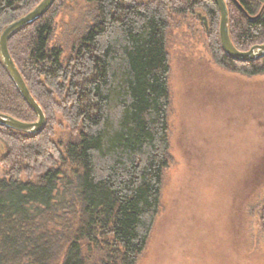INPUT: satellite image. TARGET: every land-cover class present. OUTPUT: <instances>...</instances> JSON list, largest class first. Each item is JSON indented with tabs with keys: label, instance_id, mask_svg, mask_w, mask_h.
<instances>
[{
	"label": "trees",
	"instance_id": "trees-1",
	"mask_svg": "<svg viewBox=\"0 0 264 264\" xmlns=\"http://www.w3.org/2000/svg\"><path fill=\"white\" fill-rule=\"evenodd\" d=\"M42 0H0V35ZM91 28L66 59L50 46L54 3L8 40L10 57L45 124L35 135L0 126V264H135L158 213L168 165V11L200 8L219 66L245 76L264 73V58L231 60L219 40L211 0H88ZM228 34L242 52L264 45V0H224ZM258 4L263 7L259 10ZM55 112L73 139L53 143ZM0 114L35 123L0 57ZM62 117V118H63ZM36 175L21 182L20 175ZM62 211L61 229L43 231L45 212ZM58 223V218L51 221ZM59 224V223H58ZM264 228V225H263Z\"/></svg>",
	"mask_w": 264,
	"mask_h": 264
},
{
	"label": "rangeland",
	"instance_id": "rangeland-1",
	"mask_svg": "<svg viewBox=\"0 0 264 264\" xmlns=\"http://www.w3.org/2000/svg\"><path fill=\"white\" fill-rule=\"evenodd\" d=\"M152 1L164 0H136ZM55 3L50 46L66 59L94 24L96 9L88 0ZM198 14L205 17L200 8L168 11V165L158 213L135 264H264V73L245 76L219 66L209 25L205 30ZM55 114L51 139L63 153L73 132ZM18 180L36 182V175ZM42 217L49 232L68 220L62 211Z\"/></svg>",
	"mask_w": 264,
	"mask_h": 264
},
{
	"label": "water",
	"instance_id": "water-1",
	"mask_svg": "<svg viewBox=\"0 0 264 264\" xmlns=\"http://www.w3.org/2000/svg\"><path fill=\"white\" fill-rule=\"evenodd\" d=\"M217 6L219 11V40L222 47L223 52L227 57L235 62L240 63H249L253 61L260 60L264 58V45H257L252 47L247 52H242L237 50L230 41L229 34H228V10L224 0H211ZM56 2V0H42L39 5L34 8L31 12L27 15L23 16L22 18L16 20L15 22L8 25L0 35V57L2 63L10 76L12 82L14 83L15 87L17 88L19 94L21 95L22 99L25 103L29 106V108L36 114L38 120L35 123H24L18 120H15L9 116L0 114V126L13 129L16 131H20L27 134H38L44 124H45V117L34 101L32 96L30 95L20 73L18 72L16 66L14 65L9 51H8V40L10 36L17 30L28 26L38 19H40ZM197 18L205 30H208V23L207 19L204 16L197 15ZM1 155V154H0ZM263 225H264V215H263Z\"/></svg>",
	"mask_w": 264,
	"mask_h": 264
},
{
	"label": "flooded vegetation",
	"instance_id": "flooded-vegetation-1",
	"mask_svg": "<svg viewBox=\"0 0 264 264\" xmlns=\"http://www.w3.org/2000/svg\"><path fill=\"white\" fill-rule=\"evenodd\" d=\"M2 152H0V154H1Z\"/></svg>",
	"mask_w": 264,
	"mask_h": 264
},
{
	"label": "bare ground",
	"instance_id": "bare-ground-1",
	"mask_svg": "<svg viewBox=\"0 0 264 264\" xmlns=\"http://www.w3.org/2000/svg\"><path fill=\"white\" fill-rule=\"evenodd\" d=\"M1 152V151H0Z\"/></svg>",
	"mask_w": 264,
	"mask_h": 264
}]
</instances>
